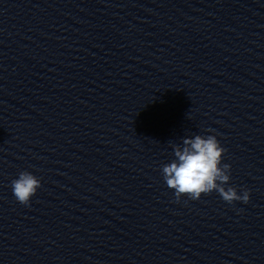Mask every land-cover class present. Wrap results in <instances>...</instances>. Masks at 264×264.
I'll use <instances>...</instances> for the list:
<instances>
[{"label":"clouds","instance_id":"9594fccd","mask_svg":"<svg viewBox=\"0 0 264 264\" xmlns=\"http://www.w3.org/2000/svg\"><path fill=\"white\" fill-rule=\"evenodd\" d=\"M173 151L175 158L162 167V174L167 186L174 190L177 201L181 197L199 200L202 195L215 190L229 204L234 201L249 202L248 190L238 195L235 188H225L230 180V165H222L226 150L215 135L184 138L182 146L173 145ZM40 187V179L28 171L20 172L18 178L12 181L13 195L25 206L30 204Z\"/></svg>","mask_w":264,"mask_h":264}]
</instances>
